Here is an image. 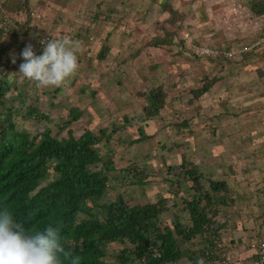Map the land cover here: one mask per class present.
Listing matches in <instances>:
<instances>
[{"label":"rangeland","instance_id":"374dc122","mask_svg":"<svg viewBox=\"0 0 264 264\" xmlns=\"http://www.w3.org/2000/svg\"><path fill=\"white\" fill-rule=\"evenodd\" d=\"M0 6L16 19H22L17 13L21 10H32L39 16L31 22L26 36H22L25 24H14L9 36L0 35V80L7 79L13 88L8 97L13 95L15 100L11 96L9 105L22 109L15 118L18 129L32 135L50 129L59 139L67 138L71 130L74 138L79 139L88 130H106L110 134L114 126L124 125L128 118L133 126L124 133H114L112 144L108 145L116 167L113 176L124 177L120 174L122 169L138 166L147 170V179L143 185L136 183L135 178V184H115V191L110 190L99 205L116 200L118 195L124 196L131 206L154 204L164 198L168 201V210L161 216L164 226L172 227L177 217L189 223L182 202L194 194L193 183L187 181L183 190H176L177 185L171 182L175 176L169 167L181 165L184 160L191 163L192 144L187 129L181 131L182 121L190 120L198 112L196 105L203 97L198 100L193 91L216 79L212 74L217 64L196 49L238 48L245 42L241 38L245 31L236 22L240 16L224 20L229 8L227 1L0 0ZM170 11H176V15ZM64 36L79 42L78 69L66 83L38 87L19 74L25 47L31 45L34 53L41 55L43 48L38 42L42 37ZM59 87L61 91L57 92ZM156 89H162L165 105L157 117L147 120L146 95ZM32 106L41 112L36 119L26 115ZM71 109L80 111L79 121H72ZM139 128L144 129L147 140L133 146L121 144V139L131 134L137 133L138 137ZM108 146L105 141L101 143L103 154L111 158ZM210 182L202 180L208 192ZM224 196L226 204L218 207L216 217L220 223L223 213L227 217L234 207L232 195ZM206 244L205 239L198 238L184 247L189 249V255L178 264H194L196 260L210 264L204 256ZM112 247L109 255L122 249L119 244Z\"/></svg>","mask_w":264,"mask_h":264},{"label":"trees","instance_id":"16d2710c","mask_svg":"<svg viewBox=\"0 0 264 264\" xmlns=\"http://www.w3.org/2000/svg\"><path fill=\"white\" fill-rule=\"evenodd\" d=\"M245 3L255 17L264 14V0H245ZM170 12L176 15V11ZM17 13L22 20L14 21V24H25L22 36H26L32 27L31 22L36 19L32 10ZM7 14L0 6V22ZM38 46L44 47L39 42ZM4 81L0 80V102L5 100L10 89ZM212 84L193 91L194 97L200 98L207 93ZM60 88L57 92L61 91ZM23 96L21 93V98ZM146 101V119L157 117L165 105L162 89L149 92ZM3 105L1 103L0 108ZM34 107L29 108L30 116L36 118L39 113ZM70 116L72 121H77L81 113L78 109H71ZM132 126V122L125 118L124 125L114 126L110 134L106 130L98 133L88 130L75 139L69 131L68 138L63 140L52 137L46 130L33 144L30 133L15 132L12 124L6 126L5 120H1L0 207H7L13 214L37 218L42 228L53 224L65 247L81 258V264H178L189 255V249L184 247L198 238L206 240L205 247H222L215 242L221 227L216 217L218 207L226 204L221 193L225 192L227 196L229 190L224 183L210 182V191H206L201 174L185 160L169 170L175 176L171 182L177 185L176 190H183L187 181L193 183L194 194L182 202L189 223L185 224L177 217L172 227H165L161 216L168 210V201L164 198L154 204L131 206L124 196L118 195L116 200L99 205L110 190L115 191V184H135V178L136 183L143 185L147 179V170L138 166L122 169L120 174L124 177L113 176L116 167L109 147L112 137ZM138 132V137L137 133L131 134L121 139V144L133 146L149 138L143 128ZM104 141L109 145L111 158L103 154L101 143ZM116 244L122 249L109 255L110 247L114 248ZM219 250L221 252V248ZM214 253V257L219 256ZM108 255L110 260H107Z\"/></svg>","mask_w":264,"mask_h":264},{"label":"crops","instance_id":"0c3cea01","mask_svg":"<svg viewBox=\"0 0 264 264\" xmlns=\"http://www.w3.org/2000/svg\"><path fill=\"white\" fill-rule=\"evenodd\" d=\"M226 1L229 8L224 20L239 15L236 22L245 31L241 37L245 42L240 47L263 35V21L251 13L246 3L233 12L232 1ZM263 56L264 51H260L231 61L211 58L218 66L212 74L216 79L210 90L198 98L203 97L197 102V114L182 121L181 131L187 129L192 144L191 163L202 180L224 183L232 195L234 207L227 217L223 213L215 237L222 247L214 245L207 250L219 255L223 250L233 264L255 261L249 245L259 235L264 216Z\"/></svg>","mask_w":264,"mask_h":264},{"label":"clouds","instance_id":"9594fccd","mask_svg":"<svg viewBox=\"0 0 264 264\" xmlns=\"http://www.w3.org/2000/svg\"><path fill=\"white\" fill-rule=\"evenodd\" d=\"M0 35L2 34L0 33ZM43 38L39 40V44ZM78 49L79 42L69 36L60 39H51L50 37V40L44 42L41 55H36L32 46L28 45L21 52L24 62L19 66V74L36 82L38 87L61 86L78 69ZM4 80L10 86L9 81L5 78ZM12 91L13 88L10 86L5 100L0 102V104L4 103L0 108V121L5 120L6 126L12 124L15 132L26 131L18 129V124L15 121L16 115L21 113L22 109L9 105L11 96L12 100H15L13 95L8 97ZM30 110L28 109L26 113L27 117L36 119L37 116L36 118L30 116ZM38 113L40 116V110ZM46 130H49L51 135L53 134L50 129ZM44 132L38 135L28 132L32 136V143L38 142ZM52 137L59 139L57 136L52 135ZM29 216L13 214L7 207H0V264H81V258L65 247L58 229L53 224L42 228L39 225L41 223L38 221L39 219ZM26 217L29 218L25 219ZM208 261L210 262V260Z\"/></svg>","mask_w":264,"mask_h":264},{"label":"built area","instance_id":"2783aa9c","mask_svg":"<svg viewBox=\"0 0 264 264\" xmlns=\"http://www.w3.org/2000/svg\"><path fill=\"white\" fill-rule=\"evenodd\" d=\"M232 2V11L237 12L238 9L242 8L245 4V0H231ZM33 18H39L38 15L32 13ZM261 21H263V31H264V14L260 17ZM22 19H16L12 14H7L3 20L0 22V32L3 36H9L12 28H14V21L19 22ZM50 40V37H44L41 41V45L44 46V42ZM264 51V33L261 37L256 39L253 43L249 45L242 46L237 49H220V48H213V47H205L201 46L196 49V52L200 55L223 59V60H236L241 58L243 55L252 52H260ZM215 242L218 246H220V242L218 239H215ZM249 249L253 252L255 257V261L253 264H264V216L262 219V223L260 226V233L259 235L255 236L254 239L251 241L249 245ZM215 253L211 250H207L205 252V257L208 260H213L210 264H233L230 257L226 253L220 254L218 257H214ZM217 261V262H216Z\"/></svg>","mask_w":264,"mask_h":264}]
</instances>
